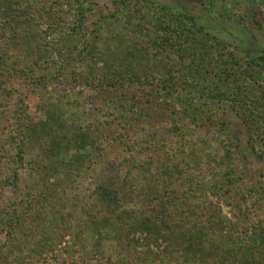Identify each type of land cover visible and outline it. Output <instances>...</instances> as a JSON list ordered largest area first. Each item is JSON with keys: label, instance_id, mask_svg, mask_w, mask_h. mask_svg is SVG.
Returning a JSON list of instances; mask_svg holds the SVG:
<instances>
[{"label": "trees", "instance_id": "16d2710c", "mask_svg": "<svg viewBox=\"0 0 264 264\" xmlns=\"http://www.w3.org/2000/svg\"><path fill=\"white\" fill-rule=\"evenodd\" d=\"M145 1L0 0V199L35 178L0 211V264H264V183L227 118L264 144V50Z\"/></svg>", "mask_w": 264, "mask_h": 264}, {"label": "rangeland", "instance_id": "374dc122", "mask_svg": "<svg viewBox=\"0 0 264 264\" xmlns=\"http://www.w3.org/2000/svg\"><path fill=\"white\" fill-rule=\"evenodd\" d=\"M95 1L98 4V14L114 10L110 0ZM145 2L154 5H165L177 10L182 8L188 9L210 32L235 46L240 59L248 60L258 56L264 50V0H210L208 3L202 2V0H146ZM98 14L92 17V22L97 20ZM43 29H46V27L43 26ZM80 89L87 96L93 94L87 87H81ZM84 113L82 119L84 122H87L88 118L93 115L94 108L87 106ZM37 116L40 120H44L42 113ZM227 118L232 127L239 133L242 149L246 156L239 168L242 184L246 187H251L254 183H264V144H259L256 150H254L249 144L247 130L237 115L233 112H228ZM216 135L214 134L213 137ZM39 159V150L28 147L26 155L27 167L31 169V167L35 166L36 168L35 164H37ZM30 173L33 174V172ZM134 175H136V172H134ZM97 178L98 175L96 174L88 176L85 185H88ZM34 179L33 175L29 176L28 172L25 171L22 191L15 192L11 188H6L2 192L0 199V211L8 209L13 202H17L20 198L24 197L31 189ZM143 185L144 183H142ZM222 209L229 218L235 219L231 212L232 210L224 204H222ZM251 219L254 222L258 221V219L263 220L264 210L254 212ZM5 242L6 237L0 234V249ZM126 250L130 251L128 248ZM118 258L113 259L114 262Z\"/></svg>", "mask_w": 264, "mask_h": 264}]
</instances>
